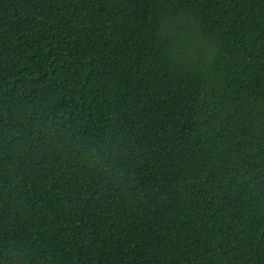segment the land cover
<instances>
[{"label": "trees", "instance_id": "obj_1", "mask_svg": "<svg viewBox=\"0 0 264 264\" xmlns=\"http://www.w3.org/2000/svg\"><path fill=\"white\" fill-rule=\"evenodd\" d=\"M0 264H264V0H0Z\"/></svg>", "mask_w": 264, "mask_h": 264}]
</instances>
